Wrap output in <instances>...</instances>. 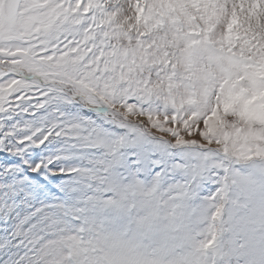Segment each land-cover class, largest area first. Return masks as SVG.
<instances>
[{
    "label": "snow or ice",
    "instance_id": "obj_1",
    "mask_svg": "<svg viewBox=\"0 0 264 264\" xmlns=\"http://www.w3.org/2000/svg\"><path fill=\"white\" fill-rule=\"evenodd\" d=\"M250 101L264 105V0H0V198L23 212L17 264H193L158 203L187 169L164 157L209 150L169 125L218 141Z\"/></svg>",
    "mask_w": 264,
    "mask_h": 264
},
{
    "label": "rangeland",
    "instance_id": "obj_2",
    "mask_svg": "<svg viewBox=\"0 0 264 264\" xmlns=\"http://www.w3.org/2000/svg\"><path fill=\"white\" fill-rule=\"evenodd\" d=\"M169 127L185 140L199 142L209 152L202 156L194 148L171 150L164 157L166 164L171 158L187 169L168 178L174 188L181 190L172 191L166 200L158 201L160 205H169V220L164 227L181 241L190 243L187 258L193 264H264V105L250 101L238 120L227 125L218 141L207 142L199 134L188 136L183 128ZM148 131L172 140L164 131L154 128ZM208 131L206 128L205 133ZM217 154L222 159H213ZM13 167L23 175L24 181L30 179L19 165ZM212 169L222 170V174L209 179ZM189 176L195 177L196 182L187 179ZM186 180L191 187L185 185ZM21 182L17 173H11L10 183ZM68 183L66 178L54 187L63 191ZM32 184L36 185V181ZM219 187L221 191L213 197ZM45 196L58 199L47 192ZM14 207L11 201L5 204L0 198V264H17L28 252L27 248L16 245L23 212H12ZM218 208L219 213L214 216ZM145 259L149 264H162L150 256ZM30 261L35 264L31 252L25 257V264Z\"/></svg>",
    "mask_w": 264,
    "mask_h": 264
},
{
    "label": "clouds",
    "instance_id": "obj_3",
    "mask_svg": "<svg viewBox=\"0 0 264 264\" xmlns=\"http://www.w3.org/2000/svg\"><path fill=\"white\" fill-rule=\"evenodd\" d=\"M197 139H199V137H197Z\"/></svg>",
    "mask_w": 264,
    "mask_h": 264
}]
</instances>
